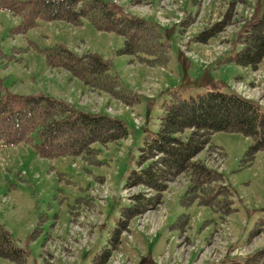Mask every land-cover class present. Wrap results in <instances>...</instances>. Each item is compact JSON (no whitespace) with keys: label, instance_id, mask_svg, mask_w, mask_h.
Wrapping results in <instances>:
<instances>
[{"label":"rangeland","instance_id":"rangeland-1","mask_svg":"<svg viewBox=\"0 0 264 264\" xmlns=\"http://www.w3.org/2000/svg\"><path fill=\"white\" fill-rule=\"evenodd\" d=\"M7 1L37 0H0L4 99L19 109L23 97L48 95L76 110L108 113L128 135L120 143H96L98 152L89 159L43 158L32 144L0 142V225L25 256L19 263L0 254V264H249L264 250V150L251 160L253 139L237 132H215L211 144L218 149L196 156L221 172L233 201L229 215L189 203L188 177L180 174L151 208L130 219L121 216L135 196L156 195L128 182L138 168L139 147L160 127L166 100L218 90L264 109V59L257 69L230 61L243 48L246 30L264 14V0H106L118 14L155 25L169 54L165 65L122 54L124 37L98 31L88 20L76 26L39 19L23 31L22 17L3 8ZM58 45L101 58L135 102L124 104L91 90L68 70L50 67L47 50ZM181 137L187 141L189 132ZM120 219L127 223L120 225Z\"/></svg>","mask_w":264,"mask_h":264},{"label":"trees","instance_id":"trees-1","mask_svg":"<svg viewBox=\"0 0 264 264\" xmlns=\"http://www.w3.org/2000/svg\"><path fill=\"white\" fill-rule=\"evenodd\" d=\"M145 1L133 0V3ZM3 8L22 17L23 31L35 26L39 19L62 20L76 26L88 20L98 31L123 36L122 54L150 65H165L169 59L161 34L153 23L141 17L118 14L106 0L7 1ZM226 22L227 19L202 32L200 40L211 37ZM242 44L243 48L230 61L257 69L264 59V14L246 30ZM47 51L50 67L68 70L91 90L105 92L128 105L135 102L98 56L75 54L59 45ZM22 101V107L17 109L14 101L4 99L0 91V142L6 146L32 144L43 158L82 156L89 159L98 152L96 143H120L128 135L127 127L117 118L76 110L48 95L26 96ZM159 119L158 131L147 135L139 147L138 168L132 171L128 182L154 190L156 195L135 196L121 216L130 219L151 208L161 199L168 182L180 174L188 177L185 196L189 203L197 201L199 205L229 215L234 210L233 201L229 189L222 184L221 172L196 156L206 148L218 149L211 144L212 135L227 131L253 139L249 152L253 160L264 150V109L238 94L213 90L191 99L175 94L163 104ZM186 131L189 137L184 141L181 135ZM126 223L119 220L120 225ZM0 254L19 263L25 261L23 251L14 245L1 225ZM250 259L249 264H264V250Z\"/></svg>","mask_w":264,"mask_h":264}]
</instances>
